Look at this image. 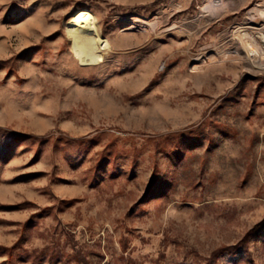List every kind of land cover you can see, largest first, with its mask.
Returning <instances> with one entry per match:
<instances>
[{
    "label": "rangeland",
    "instance_id": "rangeland-1",
    "mask_svg": "<svg viewBox=\"0 0 264 264\" xmlns=\"http://www.w3.org/2000/svg\"><path fill=\"white\" fill-rule=\"evenodd\" d=\"M255 10L0 0V264H264V69L238 39L264 48ZM85 11L113 47L98 67L71 51Z\"/></svg>",
    "mask_w": 264,
    "mask_h": 264
},
{
    "label": "bare ground",
    "instance_id": "bare-ground-1",
    "mask_svg": "<svg viewBox=\"0 0 264 264\" xmlns=\"http://www.w3.org/2000/svg\"><path fill=\"white\" fill-rule=\"evenodd\" d=\"M229 4H211L204 9L203 13L213 18L219 17L228 8ZM253 20V19H252ZM140 22V26H138ZM150 27L156 30L158 22L134 21L131 28ZM252 30H244L243 35L238 37L241 47L248 53V59L257 68L264 69V48L259 44ZM257 31V30H256ZM67 33L71 40V51L81 66L98 67L105 62L106 55L113 51L112 44L102 33L98 19L89 11L80 13L72 18L67 27ZM257 34L262 35L261 31Z\"/></svg>",
    "mask_w": 264,
    "mask_h": 264
},
{
    "label": "crops",
    "instance_id": "crops-1",
    "mask_svg": "<svg viewBox=\"0 0 264 264\" xmlns=\"http://www.w3.org/2000/svg\"><path fill=\"white\" fill-rule=\"evenodd\" d=\"M256 10H258V9H256ZM256 10H255V15L256 16H263L264 14H263V12L261 11V10H259L260 12L258 13V12H256Z\"/></svg>",
    "mask_w": 264,
    "mask_h": 264
}]
</instances>
